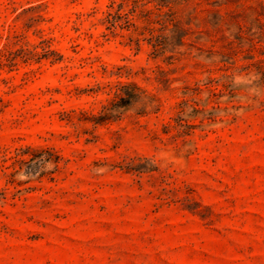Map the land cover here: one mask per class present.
<instances>
[{
	"label": "rangeland",
	"instance_id": "obj_1",
	"mask_svg": "<svg viewBox=\"0 0 264 264\" xmlns=\"http://www.w3.org/2000/svg\"><path fill=\"white\" fill-rule=\"evenodd\" d=\"M0 264H264V0H0Z\"/></svg>",
	"mask_w": 264,
	"mask_h": 264
},
{
	"label": "trees",
	"instance_id": "obj_2",
	"mask_svg": "<svg viewBox=\"0 0 264 264\" xmlns=\"http://www.w3.org/2000/svg\"><path fill=\"white\" fill-rule=\"evenodd\" d=\"M152 47H153V52L154 53H157L159 51L158 49V45L157 44H152ZM121 102V101H120Z\"/></svg>",
	"mask_w": 264,
	"mask_h": 264
}]
</instances>
